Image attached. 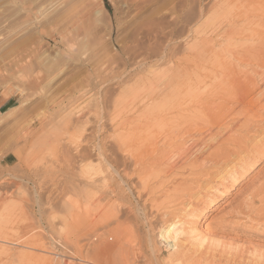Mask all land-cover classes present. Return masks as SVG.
<instances>
[{
    "label": "rangeland",
    "instance_id": "1",
    "mask_svg": "<svg viewBox=\"0 0 264 264\" xmlns=\"http://www.w3.org/2000/svg\"><path fill=\"white\" fill-rule=\"evenodd\" d=\"M211 2L0 0V96H13L16 99L14 108L0 114V264H57L58 261V264H264V26H260L264 19L246 28H250L249 32L254 31L251 33L255 35L263 34L259 39V35L254 39L245 36L244 39L240 35L248 34V30L244 31V28L242 32L239 31L241 34H237L238 30L228 25L202 33L198 26L213 12L204 14L203 20L198 16ZM83 15L86 18L81 19ZM64 24L69 27L71 34L73 32L65 45L59 41V33L56 34V31L63 29L62 26L66 28ZM74 24L78 30L76 26L73 27ZM230 40L240 45L248 42V45L245 44V49L244 44L233 45L236 43ZM251 43L254 45L251 46ZM255 49L262 52L250 57L249 51ZM222 61L233 68L239 66L237 69L241 72L234 68L237 70L235 77L239 76L238 82H234L235 86L229 85L230 74L217 67ZM236 73H241L242 77ZM128 74L132 76L126 80ZM199 78L204 79L205 83L192 86L193 80ZM165 80L173 83L176 90L186 92L185 95L180 94V102L177 104L183 108L188 105L189 110L196 106L199 99L213 104L218 93L225 95L224 103L231 112L223 116L225 118L219 121L221 124L207 131L203 127L199 132L181 136V140L186 138L182 140L185 147L190 145L191 148L184 161L195 157L200 163L215 153L217 158L213 155L212 159L218 168L206 160L194 164L197 165L196 170L194 165L193 168L184 166L182 158L173 156L169 164L175 163L176 172L169 171L161 175L164 178H155L153 170L147 168L150 177L155 179L148 177V180L144 179L146 170L144 172V168L140 169L128 158L135 165L130 163L124 157L126 155L121 156L116 148L112 140H115L117 134L113 135V130L121 122L122 110L120 112L119 109L122 108L114 109L113 101H124L123 96H129L134 88L137 91L158 85L156 90L161 89ZM144 81H147L146 84ZM141 82L145 84L144 88L140 87L143 85ZM188 82L192 87L188 88ZM240 95L245 99L239 101ZM166 101L161 99L156 103L163 106ZM126 109L122 121L124 116L129 120L133 116ZM241 109L244 113L256 112V119L250 117L253 120L250 119L251 122L245 115H237L238 118L235 113L240 114L237 111ZM186 114L188 112L182 110L179 114H169L168 121L176 122ZM63 117L69 119V124L64 123ZM260 117L263 118L262 122L257 120ZM79 122L85 123L82 132L80 128L74 130L73 125ZM152 126L149 130L156 134L159 126ZM129 136L127 140L131 139ZM194 137L198 138L196 148L190 144L196 140ZM82 138L91 141L85 144ZM96 138H102L100 143L107 158H102L100 154L96 157L100 152ZM82 149L90 153L84 154ZM67 151L71 159L77 160L72 159L74 162H71L65 154ZM107 151H111V154ZM53 155L54 158L51 157ZM120 157L126 158L122 167L112 164L121 161ZM69 161L72 165L75 163L74 166ZM101 161L105 162L102 164ZM131 164L135 166L132 169ZM102 166L108 167V170ZM79 168L84 170L80 171ZM123 168H127V171ZM68 169L74 173L67 172ZM78 170L87 171L82 174ZM192 172H200V175ZM114 173L118 175L114 176ZM123 173L126 176H122ZM94 180L100 183L104 180V183ZM115 184L120 188H114ZM144 184L145 190L143 187V190L140 189ZM78 199L81 209L72 207ZM39 205L44 218L40 230L37 228L40 224ZM69 213L78 219L76 223L67 224ZM93 219L96 221L92 222ZM105 219L107 225L103 222ZM116 223L128 227V233L132 234L126 236L113 232ZM168 225L175 228L178 237L179 245L175 253L169 252L160 243L159 234ZM105 230H110V233ZM79 235L81 237L76 238ZM128 245H131L129 249ZM78 254L82 257H77Z\"/></svg>",
    "mask_w": 264,
    "mask_h": 264
},
{
    "label": "bare ground",
    "instance_id": "2",
    "mask_svg": "<svg viewBox=\"0 0 264 264\" xmlns=\"http://www.w3.org/2000/svg\"><path fill=\"white\" fill-rule=\"evenodd\" d=\"M67 1V0H66ZM229 6H232V7H229ZM191 8V7H190ZM202 9V8H201ZM199 11V10H198ZM209 12H213L211 15L212 16H210L209 18H207V19H204L203 20V16H204V14H208ZM199 18H201L202 17V19L201 20H203L201 23H200V26H198V30H199V28L202 30V33L205 31V30H215V29H218V28H220V27H223V26H227L228 25V27H231L232 29H235V30H238V31H236L237 32V34H241L239 31H241L242 32V29H246L248 26H250V25H252V24H255V23H257V22H259V23H261L262 22V20L264 19V0H212V2H211V4H209L208 5V7H206V9H204L203 8V10H201L200 11V14H199V16H198ZM83 18H86V15H83L82 17H81V19H83ZM200 20V21H201ZM258 23V24H259ZM65 25V24H64ZM66 26V28H64V26H62L63 27V29L61 28V31L59 32V31H56L57 33L56 34H58V35H60V36H58L59 38V41L61 42V44L62 43H64V45L65 44H68V39H69V35L71 34L70 32H69V27L67 26V25H65ZM72 26V25H71ZM76 26V24H74L73 25V27H75ZM256 26H259V25H256ZM260 26H264V22H263V24H261ZM77 27L78 26H76L75 28L77 29ZM60 28V27H59ZM68 28V29H67ZM74 28V29H75ZM255 28V27H254ZM253 28V29H254ZM70 29H71V27H70ZM248 29H250V28H248ZM248 29H246V30H244V31H247ZM252 29V28H251ZM252 29V30H253ZM260 29V28H259ZM73 30V29H72ZM78 30V29H77ZM77 30H75V31H77ZM234 30V31H235ZM263 30V29H262ZM74 31V32H75ZM216 31V30H215ZM227 32V31H226ZM233 32V31H232ZM247 32H249V30L247 31ZM251 32H254V31H251ZM251 32H249L248 34H243L242 33V35H240V36H247V38L248 37H250V38H253L254 39V37H256V36H258V35H255L254 33H251ZM262 32V31H261ZM196 33H199V32H196ZM201 33V34H202ZM212 33V32H211ZM229 33V32H228ZM256 33V32H255ZM200 34V35H201ZM215 34V33H214ZM224 34H227V33H224ZM232 34V33H231ZM236 33L234 34L235 36L237 35ZM264 34V33H263ZM262 34V35H263ZM71 35H73V32H72V34ZM210 35V34H209ZM261 35V34H260ZM260 35L258 36V39H259V37H260ZM262 35H261V37H262ZM208 36V35H207ZM215 36V35H214ZM224 36V35H223ZM231 36V35H230ZM238 36V35H237ZM239 36V37H240ZM202 37V36H201ZM209 37V36H208ZM225 37V36H224ZM233 37V36H232ZM231 38V37H230ZM243 38V37H242ZM229 39V38H228ZM237 39H239V38H237ZM244 39H246V37L244 38ZM257 39V38H256ZM261 39V38H260ZM263 40H264V38H262ZM232 40H234V39H232ZM232 40H230V41H232ZM236 40V39H235ZM243 40V39H242ZM238 41V40H237ZM249 41V40H248ZM234 41H232V43H233ZM246 42V41H245ZM262 42V41H261ZM230 43V42H229ZM228 43V44H229ZM231 43V44H232ZM234 43H236V44H233V45H238V46H243L242 44H244L243 42H242V44L240 45V44H237V42L235 41ZM239 43V42H238ZM241 43V42H240ZM248 43V42H247ZM247 43H245V44H247ZM254 43V42H253ZM253 43H251L250 45L251 46H253L254 44ZM230 44V45H231ZM244 44V45H245ZM229 45V46H230ZM248 45V44H247ZM247 45H245V46H243L244 48L245 47H247ZM249 45V46H250ZM256 45V44H255ZM246 49V48H245ZM244 49V50H245ZM250 49V48H249ZM260 49V48H259ZM243 50V51H244ZM248 50V49H247ZM258 50V49H257ZM261 50V49H260ZM245 52H246V50H245ZM262 51H260V53H261ZM213 53H214V51H213ZM248 53V52H247ZM246 53V54H247ZM259 53V50L258 51H256V49H255V51L254 50H252V51H249V53H248V55L251 57V56H255V55H258V54H260ZM245 54V53H244ZM242 56H243V54H241ZM218 57H219V54L217 55ZM222 56V55H221ZM241 56V57H242ZM239 57V56H238ZM249 57V58H250ZM162 58V57H161ZM222 58V57H221ZM223 59H225V57L223 58ZM237 59V58H236ZM240 60V59H239ZM42 61V60H41ZM48 61V60H47ZM246 61V60H245ZM249 61V60H248ZM218 62H219V60H218ZM223 62V63H222ZM220 64L218 63L217 65V67L218 68H220V70H224V71H226L227 73H229L230 74V79H231V82L229 83V81H228V83H229V85L231 84H233L234 85V82H238V75H241V73L240 74H237V76L238 77H235L236 75H235V72L238 70L237 68L239 67H234L235 69H237V70H235L231 65H229V64H225L224 62L225 61H222ZM239 62H241V61H239ZM243 62V61H242ZM241 62V63H242ZM51 64V63H50ZM38 65H39V62H38ZM37 65V66H38ZM45 65H46V63H45ZM57 65V64H56ZM232 65H233V63H232ZM237 65V64H236ZM152 66V65H151ZM52 67V66H51ZM138 67V66H137ZM216 67V68H217ZM217 68V69H218ZM45 70V69H44ZM46 71V70H45ZM239 72H241V70H238ZM246 71V70H245ZM253 71H256V70H253ZM51 72V71H50ZM134 72V71H133ZM244 72V71H243ZM242 72V73H243ZM247 73V72H246ZM256 73H257V71H256ZM256 73H254V74H256ZM261 73V72H260ZM42 74V73H41ZM245 74V73H244ZM243 74V75H244ZM249 73H247V75H248ZM130 75L131 74H128L127 75V77H126V80L128 79L129 80V77H130ZM157 75V74H156ZM246 75V76H247ZM250 75V74H249ZM257 75V74H256ZM258 75H260V74H258ZM257 75V76H258ZM132 76V75H131ZM263 76V75H262ZM39 77V76H38ZM37 77V78H38ZM135 77V76H134ZM241 77H242V75H241ZM241 77H240V79H241ZM255 77V76H254ZM113 78H115V77H113ZM139 78V77H138ZM141 78H144V77H141ZM263 78V77H262ZM41 79V78H40ZM108 79V78H107ZM140 79V78H139ZM250 79V78H249ZM113 80V79H112ZM125 80V81H126ZM138 80V79H137ZM141 80V79H140ZM143 80H146V79H142V81ZM204 79H202V78H199V79H197L196 81L195 80H193L194 81V83L193 84H191L192 86H195V85H202V84H204L205 82L203 81ZM229 80V79H228ZM247 80V79H246ZM251 80V79H250ZM250 80H248V81H250ZM254 80V79H253ZM102 81V80H101ZM139 81V80H138ZM137 81V82H138ZM166 81V83L164 84L163 83V86H162V84H161V86H162V88L161 89H158V90H156L158 87V85H154L155 87H157V88H155V87H153L152 89H150L149 87L151 86V85H153V84H148V85H150L148 88L149 89H142L141 88V90H139V89H137V91H135L136 90V88H134V92L133 93H131L129 96H127V97H125V96H123L125 99H124V101H122L121 100V102L120 103H118V102H114L113 101V103H114V105H113V107H114V109H116L117 110V108H122V109H119L120 110V112H121V110H122V116L124 115V114H126V113H124L125 111V109L126 108H128V109H126V111H128L127 113L128 114H132L133 116V118L131 119L130 118V120L129 119H127L126 118V116H124V121H122L121 120V118H122V116L120 115V112H118L119 113V115L121 116L120 117V123L118 124L117 122V124L118 125H116V127H115V130H113L114 132H115V134H113V135H116V136H114L115 137V140H112V141H115L114 143H115V145L117 146L116 148H118V150L120 151V154H121V156H123V155H126V156H124V157H127V159L129 158V159H131L132 161H134L136 164H137V166L140 168V169H143L144 168V172H145V170H146V172L144 173V177H146V178H144V179H147L148 177L149 178H152V177H150V175H151V173H150V171L148 172V170H147V168H149V169H152L153 171V173L155 174V178L157 177H160V178H164L165 176H162L161 177V175L162 174H168L169 173V171H171V173H172V171L174 170L175 171V163H171L172 165H170L169 164V161H171L170 159H172V157L173 156H178L177 158H182V160L186 157V155L187 154H189V152H190V145L189 146H187V147H185L186 146V144H185V142L184 141H182V140H185V139H182L181 140V136L183 135V136H186V135H188V133H190V132H194L195 131V133L196 132H199V131H201V130H203L204 128H207L206 129V131L208 130V129H210V128H213V127H215L218 123L219 124H221L219 121L221 120V119H223V118H225V117H223V116H225V114L227 113H229V112H231V110L230 111H228V106H226V103H224V101L226 100V97H225V95L224 94H221V93H218L217 94V100H215L216 102H214L213 104H210V103H207V102H205V100L204 99H199V101L197 102V103H195V105L196 106H194L192 109H190L189 110V108H188V105H187V107L186 108H183V107H180L178 104H177V102H180V94L182 93V94H184V93H186V92H180L179 90H176L175 88L176 87H174L173 86V83H171L170 81H171V79H170V81H167V80H165ZM100 82V81H99ZM136 82V81H135ZM145 82V81H144ZM147 82V81H146ZM146 82H145V84H146ZM173 82V81H172ZM190 82H191V80H190ZM126 83V82H125ZM139 83V82H138ZM142 83V82H141ZM141 83L138 85V86H140L141 85ZM236 83H235V85H236ZM240 83V82H239ZM243 83H245V82H243ZM253 83V82H252ZM143 85L142 86H140V87H143L145 84L144 83H142ZM176 84V83H175ZM174 84V85H175ZM227 84V83H226ZM225 84V85H226ZM242 84V83H241ZM251 84V83H250ZM136 85V84H135ZM147 85V86H148ZM190 84H189V82H188V88H190V87H192ZM234 85V86H235ZM246 85V84H245ZM244 85V86H245ZM252 85V84H251ZM138 86H137V88H138ZM146 86V87H147ZM161 86H159V88L161 87ZM226 87V86H225ZM133 88V87H132ZM131 88V89H132ZM144 88V87H143ZM180 88H182L181 86H180ZM179 88V89H180ZM244 88V87H243ZM130 89V88H129ZM242 89V88H241ZM182 90H184V88H182ZM244 90V89H243ZM129 91V90H128ZM131 91V90H130ZM127 92V91H126ZM125 92V93H126ZM240 92H242V90H240ZM124 93V94H125ZM246 94V93H245ZM243 95V96H246V95ZM125 95H127V93L125 94ZM185 95V94H184ZM242 96V98H244ZM241 98V95H240V99H238L239 101L242 99ZM119 99V98H118ZM121 99H123V98H121ZM126 99H127V101H126ZM161 99H166L167 101H166V103H163V106L161 105H158V103H156V101L157 100H161ZM228 99V98H227ZM245 99V98H244ZM115 101H117V100H115ZM154 101H155V103H154ZM161 102V101H160ZM242 102H243V100H242ZM183 104H185V101L183 100V102H182ZM224 103V104H223ZM250 103V102H249ZM248 103V104H249ZM101 105V104H100ZM250 105H251V103H250ZM257 105V104H256ZM111 106V105H110ZM191 106V105H190ZM193 106V105H192ZM112 107V106H111ZM107 108V107H106ZM249 108H250V106H249ZM249 108H248V110H249ZM252 108L253 107H251V110H252ZM230 109H231V107H230ZM233 109V108H232ZM243 109H245V108H243ZM255 109H256V107H255ZM260 109V108H259ZM109 110H113V108L112 109H109ZM181 110H182V112L183 111H186V112H188V114H186V115H182V117L177 121L176 120V122H173V121H168V115L169 114H172V113H177V114H179V111L181 112ZM189 110V111H188ZM246 110V109H245ZM247 110V111H248ZM254 110V109H253ZM258 109H256L255 111L258 113V111H257ZM107 110H105V112H106ZM243 110L241 109V110H239V111H237V112H239L240 114H237V113H235L236 114V116L237 115H245L246 117H248V118H246L247 120H250L251 118L250 117H252V119H254V117H256V112H254V111H248V113L247 112H245L244 113V111L242 112ZM71 112V111H70ZM109 112V111H108ZM138 112H139V114H138ZM249 112L251 113V114H249ZM72 113V112H71ZM91 113V112H90ZM106 114V113H105ZM115 114V113H114ZM117 114V113H116ZM189 114H192V115H189ZM234 114V115H235ZM71 115V114H70ZM109 115V114H108ZM107 114H106V116H108ZM181 115V114H180ZM180 115H177V116H180ZM260 114H258L257 116H259ZM86 117H88L87 115H85ZM96 116H98V115H96ZM116 116V115H115ZM174 116H175V114H174ZM235 116V117H236ZM245 116H243V117H245ZM65 117H66V115H65ZM63 117V121H64V123L66 124V122H67V124H69V122L70 121H68L69 119H66V118H69V117ZM85 117V118H86ZM95 117V116H94ZM104 117V116H103ZM117 117V116H116ZM116 117H114V118H116ZM171 117H173V116H171ZM238 118H240L239 116H237ZM98 118V117H97ZM109 118H111V117H109ZM125 118H126V120H125ZM261 119H258L257 118V120L259 121V120H261V122L263 121V118L262 117H260ZM80 119H82V117H80ZM99 119V118H98ZM118 119V118H117ZM171 119V118H170ZM237 119V118H236ZM251 119V120H252ZM256 119V118H255ZM254 119V120H255ZM66 120V121H65ZM105 120V119H104ZM245 120V119H244ZM250 120V121H251ZM256 120V122L258 123V121ZM77 121V120H76ZM76 121L75 122H73V123H76ZM78 121H80V120H78ZM97 121V120H96ZM103 121V120H102ZM249 121V122H250ZM253 121V120H252ZM251 121V122H252ZM61 122V121H60ZM83 122H85V121H83ZM86 122H87V120H86ZM89 122H91V121H89ZM107 122V121H106ZM105 122V123H106ZM113 122V121H112ZM222 122V121H221ZM249 122H247L246 124H249ZM250 122V123H251ZM255 122V123H256ZM94 123V122H93ZM110 123V122H109ZM108 123V124H109ZM114 123V122H113ZM223 123V122H222ZM256 123V124H257ZM263 123H264V121H263ZM262 123V124H263ZM59 124H61V123H59ZM65 124H63V126L65 125ZM72 124V123H71ZM78 125H73L74 127H75V129L74 130H76V128H80L81 129V132H82V130L84 131V129H83V125L85 124V123H82V122H79V123H77ZM87 124V123H86ZM107 124V125H108ZM244 124V123H243ZM246 124H244L245 126H246ZM259 124V123H258ZM110 125V124H109ZM152 125H158L157 127H158V130L156 129V131H157V133L156 134H153L152 132L153 131H151L150 132V130H151V128H150V126H152ZM233 125V124H232ZM242 125V124H241ZM260 125V124H259ZM62 125H60V127H61ZM66 126V125H65ZM68 126V125H67ZM83 126V127H82ZM247 126H249V125H247ZM254 126H255V124H254ZM258 126V125H257ZM264 126V125H263ZM97 127V126H96ZM153 127V126H152ZM204 127V128H203ZM243 127V126H242ZM67 128V127H66ZM69 128V127H68ZM112 128H114V127H112ZM149 128H150V130H149ZM217 128H218V126H217ZM220 128V127H219ZM238 128H241V127H238ZM255 128H257V127H255ZM264 128V127H263ZM72 129V128H71ZM99 129H101V128H99ZM102 129H103V127H102ZM243 129V128H242ZM251 129V128H250ZM260 129H262V126H261V128ZM65 130V129H64ZM103 130H105V128L103 129ZM192 130V131H191ZM252 130V129H251ZM259 130V129H258ZM80 131V130H79ZM98 131V130H97ZM100 131V130H99ZM223 131H224V129H223ZM226 131V130H225ZM254 131V130H253ZM66 132V131H65ZM117 132V133H116ZM218 132V131H217ZM247 132H248V130H247ZM256 132H258V131H256ZM256 132H252V134L253 133H256ZM261 132V131H260ZM67 133V132H66ZM77 133V132H76ZM78 133H80V132H78ZM84 133V132H83ZM82 133V134H83ZM86 133V132H85ZM96 133V132H95ZM99 133V132H98ZM97 133V134H98ZM152 133V134H151ZM221 133V132H220ZM261 133H263V132H261ZM75 134V133H74ZM96 134V135H97ZM109 134V133H108ZM192 134V133H191ZM218 134V133H217ZM222 134V133H221ZM80 135V134H79ZM105 135V134H104ZM103 135V136H104ZM107 135V134H106ZM129 135H131V139H129V140H127V138H128V136ZM211 135V134H210ZM216 134L214 133V136H215ZM260 135V134H259ZM259 135H258V137H259ZM73 136V135H72ZM78 136V135H77ZM200 136H201V134H200ZM205 136V135H204ZM253 136V135H252ZM101 137H102V135H101ZM105 137V136H104ZM114 137H113V139H114ZM127 137V138H126ZM208 137V136H207ZM255 137V136H254ZM71 138H73V137H71ZM80 138V137H79ZM78 138V139H79ZM83 138H85V137H83ZM82 138V139H83ZM88 138H90V137H88ZM103 138V137H102ZM102 138H101V140H102ZM107 138H108V135H107ZM106 138V139H107ZM111 138V136H109V139ZM126 138V139H125ZM129 138H130V136H129ZM190 138H191V136H190ZM210 138V137H209ZM211 138H213V135H212V137ZM210 138V139H211ZM216 138H218V137H216ZM215 138V139H216ZM223 138V137H222ZM228 138V137H227ZM81 139V140H82ZM94 139V138H93ZM97 140H98V138H96ZM100 139V138H99ZM193 139V138H192ZM194 139H196V140H193L191 143L190 142H188V143H190L191 144V146H195V148H196V144L198 143V138H195L194 137ZM207 139V138H206ZM83 140H85L83 143H85V144H87V143H89L91 140L90 139H83ZM97 140H96V142H97ZM101 140H98V142H97V148H98V150L100 151L98 154H96V155H98V156H96V157H99V154L102 156V158H107V157H105V149L104 148H102V144L100 143L101 142ZM108 140V139H107ZM187 140H188V137H187ZM187 140H186V142H187ZM190 140V139H189ZM200 140V139H199ZM214 140V139H213ZM69 141H71L70 139H69ZM76 141V140H75ZM78 141V140H77ZM94 141V140H93ZM202 141V140H201ZM200 141V142H201ZM239 141H241V140H239ZM238 141V142H239ZM247 141V140H246ZM245 141V142H246ZM56 142V141H55ZM81 142V143H82ZM105 142V141H104ZM103 142V143H104ZM212 142V141H211ZM225 142V141H224ZM244 142V143H245ZM70 143H73V141L72 142H70ZM76 143V142H75ZM81 143H78V144H80L81 145ZM83 143H82V145H83ZM161 143V144H160ZM208 143V142H207ZM223 143V142H222ZM236 143V142H235ZM54 144V143H53ZM92 144H94V142L92 143ZM237 144V143H236ZM242 144V143H241ZM58 144H55L54 146H57ZM201 145V144H200ZM234 145V144H233ZM52 146V145H51ZM161 146H162V148H161ZM241 146H244V145H241ZM77 147V146H76ZM84 147V146H83ZM83 147H81V148H83ZM86 147V146H85ZM112 147H114V144H113V146ZM237 147V146H236ZM252 147H253V145H252ZM78 148V147H77ZM96 148V149H97ZM238 148V147H237ZM249 148V147H248ZM55 149H57V147L55 148ZM55 149H52V151L54 150V152H55ZM93 149V148H92ZM218 149V148H217ZM239 149V148H238ZM237 149V150H238ZM253 149V148H252ZM257 149V148H256ZM87 150V149H86ZM97 150V151H98ZM115 150H117V149H115ZM115 150H113V151H115ZM117 150V151H118ZM202 150V149H201ZM52 151H51V153H52ZM193 151V150H192ZM53 152V153H54ZM80 152V151H79ZM81 152L82 153H84L85 152V150H84V152H83V149L81 150ZM108 152V151H107ZM111 152V151H110ZM110 152H108V153H110ZM212 152V151H211ZM235 152H237V151H235ZM52 153V154H53ZM82 153L80 154V156L82 155ZM86 153V152H85ZM84 153V154H85ZM88 153H90L89 151H88ZM88 153H86L87 155H88ZM51 154V155H52ZM64 154V153H63ZM65 154L67 155L68 154V151H67V153L65 152ZM111 154V153H110ZM115 154V153H114ZM113 154V155H114ZM192 154V153H191ZM216 154H219V153H216ZM264 154V153H263ZM87 155H83V156H87ZM109 155V154H108ZM214 155V156H213ZM219 155H221V153L219 154ZM61 156H62V154H61ZM68 156V155H67ZM67 156H65V157H67ZM71 156V155H70ZM77 156H79V155H77ZM77 156H75V158L77 157ZM192 156V155H191ZM212 156L215 158L216 157V155H215V153L214 154H212L211 153V155H209V156H207V158H204V159H202L201 160V162L200 163H203L204 161H211V165L212 166H216L214 163L216 162V161H214V159H212ZM218 156V155H217ZM222 156V155H221ZM51 157H53L54 158V155L53 156H51ZM69 157V156H68ZM91 157H92V155H91ZM109 157V156H108ZM113 157V156H112ZM112 157H110L111 159H112ZM122 158V157H120V158H122V160L121 161H119V162H117V161H113L114 163H112V161H110L109 163H112V164H118V165H116V166H119L120 165V167H122L124 164V161L126 160V158ZM188 157V156H187ZM218 157H220V156H218ZM238 157V156H237ZM42 158V157H41ZM63 158H64V155H63ZM70 158V157H69ZM217 158V157H216ZM71 159V158H70ZM73 160H74V158H72ZM71 159V160H72ZM82 158H80V160H81ZM85 158H83V160H84ZM117 159V158H116ZM128 159V160H129ZM174 159V158H173ZM219 159V158H218ZM223 159V158H222ZM221 159V160H222ZM54 160V159H53ZM65 160V159H64ZM63 160V161H64ZM66 160H67V158H66ZM69 160V159H68ZM71 161V162H74V161H76L77 160V158L74 160V161ZM100 160V159H99ZM104 160V159H103ZM110 159H108V161H109ZM131 160H129L130 161V163L132 162ZM181 160V161H182ZM185 160V159H184ZM183 160V163H182V165H184V166H192V167H190V168H193V165L194 164H197L198 162V159L197 158H192V159H190V158H188L187 160L188 161H184ZM216 160V159H215ZM228 160V159H227ZM41 161V160H40ZM56 161H58V160H56ZM60 161V160H59ZM79 161V160H78ZM86 161V160H85ZM84 161V162H85ZM106 162H107V160H105ZM105 161H103V163L105 162ZM219 161V160H218ZM61 162V161H60ZM66 162V161H65ZM70 162V161H69ZM70 162V164L72 165V163ZM82 162V161H81ZM43 163H45L44 161H43ZM67 164H69L68 162H66ZM83 163V162H82ZM89 163V162H88ZM100 163H102V161L100 162ZM102 163V164H103ZM127 163V162H126ZM133 163V162H132ZM180 163V162H179ZM200 163H198V164H200ZM49 164V163H48ZM63 164H65V163H63ZM75 164V163H74ZM74 164L72 165V166H74ZM79 164V163H78ZM85 164H86V162H85ZM106 164H108V162L106 163ZM112 164H111V166L110 167H112ZM134 164V163H133ZM185 164H188V165H185ZM205 164V163H204ZM220 164V163H219ZM71 165H70V167H71ZM114 165H113V168H115L114 167ZM127 165V164H126ZM132 165V164H131ZM135 165V164H134ZM134 165H132L131 166V168L130 169H132V167L134 166ZM58 166H61L60 164H58ZM65 166V165H64ZM84 166V165H83ZM88 165H86V167H87ZM89 166H90V164H89ZM109 166V165H108ZM184 166H183V168H184ZM195 166V165H194ZM197 166V165H196ZM196 166L194 167L195 169H196ZM201 166V165H200ZM200 166H198V167H200ZM91 167V166H90ZM103 167V166H102ZM105 167V166H104ZM103 167V168H104ZM128 167V166H127ZM135 167V166H134ZM182 167V166H181ZM59 168V167H58ZM65 168V167H64ZM78 168V167H77ZM81 168V167H80ZM79 168V169H80ZM89 168V167H88ZM106 168V167H105ZM182 168V169H183ZM215 168H218V166L217 167H215ZM63 169V168H62ZM74 169H75V167H74ZM99 169V168H98ZM107 170H108V167L106 168ZM117 169H119V168H117ZM124 169V168H123ZM127 169V168H126ZM126 169H124V170H126ZM130 169L128 170V171H130ZM186 169V168H185ZM184 169V170H185ZM194 169V170H195ZM199 169V168H198ZM201 169V168H200ZM61 170V169H60ZM81 170H84V168L83 169H80V171ZM88 170H90V169H88ZM112 170V169H111ZM120 170V169H119ZM124 170H122L123 172H125ZM179 170V169H178ZM180 170H181V168H180ZM197 170V169H196ZM214 170V169H213ZM216 170V169H215ZM55 171V170H54ZM63 171V170H62ZM62 171H59V172H62ZM64 171H66V170H64ZM69 171V169L67 170V172ZM71 171V170H70ZM69 171V172H70ZM79 171V170H78ZM79 171V173H82V174H84L83 172H85V171H87V170H85V171H83V172H80ZM97 171H99V170H97ZM122 171H120V172H122ZM127 171V170H126ZM132 171V170H131ZM138 171V170H137ZM140 171V170H139ZM143 171V170H142ZM191 171H192V169H191ZM200 171V170H199ZM73 172V171H72ZM72 172H70V173H72ZM89 172H91V171H89ZM96 172V171H95ZM94 172V174H97V173H95ZM110 172V171H109ZM116 172V171H115ZM118 172V171H117ZM133 172V171H132ZM131 172V173H132ZM135 172V171H134ZM176 172V171H175ZM178 172V171H177ZM198 172V171H197ZM69 173V174H70ZM74 173V172H73ZM72 173V174H73ZM129 173V172H128ZM139 173V172H138ZM192 173H194V172H192ZM196 173V172H195ZM194 173V174H195ZM200 173V172H199ZM199 173H196V174H198V175H200ZM204 173V172H203ZM209 173V172H208ZM64 174H66V173H64ZM76 174V173H75ZM85 174H87V173H85ZM94 174H93V176H94ZM99 174V173H98ZM114 174H116V173H114ZM120 174V173H119ZM124 174H126V173H123V175L122 176H126V175H124ZM190 174V173H189ZM71 175V174H70ZM78 175V174H77ZM76 175V176H77ZM81 174H79V176H80ZM118 175V173L116 174V175H114V176H117ZM121 175V174H120ZM174 175V174H173ZM247 175V174H246ZM63 176V175H62ZM75 176V175H74ZM73 176V177H74ZM79 176H77L78 178H79ZM85 176V175H84ZM92 176V175H91ZM110 176V175H109ZM122 176H120V177H122ZM153 176V175H152ZM202 176V175H201ZM204 176V175H203ZM65 177H67V176H65ZM86 177V176H85ZM138 177H141V176H138ZM192 177V176H191ZM196 177V176H195ZM55 178V177H54ZM53 178V179H54ZM70 178H72V177H70ZM80 178H82V181H85V180H83L84 178L83 177H80ZM89 178V177H88ZM103 178V177H102ZM109 178H111V176L109 177ZM149 178H148V180H149ZM154 178V177H153ZM152 178V179H153ZM159 178V179H160ZM197 178V177H196ZM52 179V180H53ZM69 179V178H68ZM73 179H75V178H73ZM115 178L113 177V179L112 180H114ZM119 179V178H118ZM126 179V178H125ZM129 179V178H128ZM127 179V180H128ZM135 179V178H134ZM139 179V178H138ZM143 179V180H144ZM151 179V180H152ZM51 180V181H52ZM67 180V179H66ZM71 180V179H70ZM80 180V179H79ZM93 180V179H92ZM110 180V179H109ZM119 180H121V179H119ZM127 180H126V182H127ZM140 180V179H139ZM150 180V181H151ZM153 180H155V179H153ZM58 181V180H57ZM72 181V180H71ZM73 181H75V180H73ZM76 181H78V180H76ZM75 181V182H76ZM94 181H96V180H94ZM99 181V180H98ZM98 181H96V182H98ZM104 181V180H103ZM102 180H101V183L100 182H98V183H100V184H102V183H104ZM106 181H108V180H106ZM116 181V180H115ZM149 181V182H150ZM56 182V181H55ZM64 182H66L65 180H64ZM63 182V183H64ZM96 182H95V184H96ZM110 182V181H109ZM113 182V181H112ZM111 182V183H112ZM121 182V181H120ZM141 182H142V180H141ZM189 182H190V180H189ZM194 182V181H193ZM192 182V183H193ZM61 183V182H60ZM68 183V182H67ZM72 183H74V182H72ZM85 183V182H84ZM83 183V184H84ZM116 183V182H115ZM144 183V182H143ZM142 183V184H143ZM56 184H57V182H56ZM69 184V183H68ZM67 184V185H68ZM71 184V183H70ZM82 184V183H81ZM106 184V183H105ZM125 184V183H124ZM141 184V183H140ZM52 185V184H51ZM54 185V184H53ZM52 185V186H53ZM74 185V184H73ZM133 185V184H132ZM131 185V186H132ZM137 185V184H136ZM135 185V186H136ZM56 186V185H55ZM54 186V187H55ZM63 186V185H62ZM69 186V185H68ZM85 186V185H84ZM103 186V185H102ZM101 186V187H102ZM105 186V185H104ZM57 187H59V186H57ZM64 187V186H63ZM108 187V186H107ZM110 187V186H109ZM120 188V186H116V184L114 185V188ZM130 187V186H129ZM140 187V186H139ZM138 187V188H139ZM142 187H143V189L145 190V184L142 186L141 185V188L140 189H142ZM118 188V189H119ZM51 189V188H50ZM53 189V188H52ZM86 189H88L87 187H86ZM142 189V190H143ZM58 190V189H57ZM63 190V189H62ZM82 190V189H81ZM136 190V189H135ZM138 190V189H137ZM147 190V189H146ZM51 191V190H50ZM71 191H72V189H71ZM85 191V189L83 190V192ZM140 191V190H139ZM148 191H150V190H148ZM154 191V190H153ZM53 192V191H52ZM57 191H55L54 192V195H55V193H56ZM81 192V191H80ZM141 192V191H140ZM144 192V191H143ZM69 193H71V192H69ZM73 193H74V191H73ZM72 193V194H73ZM82 193V192H81ZM80 193V194H81ZM86 193H87V190H86ZM150 193V192H149ZM60 194V193H59ZM77 194V193H76ZM84 194H85V192H84ZM78 195H79V193H78ZM52 197H53V195H51ZM71 196H74V195H71ZM58 197V196H57ZM77 197H79V196H77ZM83 197V196H82ZM88 197H89V195H88ZM87 197V198H88ZM92 197V196H91ZM121 197V196H120ZM49 198H51V197H49ZM74 198V197H73ZM80 198V197H79ZM52 199V198H51ZM75 199V198H74ZM81 199V198H80ZM91 199V198H90ZM119 199V198H118ZM189 199V198H188ZM84 200H85V203L87 202V200H86V196H84ZM89 200V199H88ZM89 202V201H88ZM120 203V202H119ZM68 204V203H67ZM66 204V205H67ZM65 205V206H66ZM68 207H70V206H67V208ZM72 207H75V208H77V209H81V202H80V200L78 199L77 201H76V204H75V206H72ZM124 208V207H123ZM74 209V208H73ZM72 209V210H73ZM84 209V208H83ZM67 211L66 209H63V211ZM64 211V212H65ZM117 211V210H116ZM68 212V211H67ZM66 212V213H67ZM85 212H86V210H85ZM60 213V212H59ZM62 214H64L63 212H62ZM55 215V214H54ZM67 215V214H66ZM80 215H81V213H80ZM90 215V214H89ZM89 215H87L88 216V218H89ZM119 215V214H118ZM52 216H53V214H52ZM117 216V215H116ZM58 217H63V218H65V216H63V215H58ZM97 217V216H96ZM112 217H114V215H113V213H112ZM39 218H40V224H39V226L37 227L38 229L39 228H41L42 227V224H43V214H42V209H41V205H39ZM53 218V217H52ZM56 218V217H55ZM134 218V217H133ZM132 218V219H133ZM50 219V218H49ZM66 219H67V224L68 225H71V224H73V223H76V221L78 220V219H76L75 218V216H74V214H72V213H69L68 214V216L66 217ZM90 219V218H89ZM89 219H86V220H88L89 221ZM107 220H109L108 218H106ZM104 220L103 222H104V224L105 225H107V220ZM119 219V218H118ZM117 219V220H118ZM133 220H135V219H133ZM96 220H94L93 219V221L92 222H95ZM47 222V220L44 222V223H46ZM64 222V221H63ZM91 222V221H90ZM89 222V223H90ZM98 222V221H97ZM48 223H50L49 221H48ZM87 224V223H86ZM96 224V223H95ZM95 224H94V227H95ZM117 224V223H116ZM135 224V223H134ZM45 225V224H44ZM46 225H49V224H46ZM45 225V226H46ZM100 225V224H99ZM119 225H120V223H119ZM119 225L117 224V226H116V228L114 229V231L113 232H115L116 231V233L117 234H132L131 232L130 233H128V227H125V226H123L122 225V223H121V225H120V227H119ZM128 225V224H127ZM133 225V224H132ZM65 226V225H64ZM102 226V225H101ZM169 226V225H168ZM168 226H166V227H168ZM93 227V226H92ZM93 227V228H94ZM149 227V226H148ZM165 227V228H166ZM92 228V229H93ZM92 229H90V230H92ZM98 229V228H97ZM100 229V228H99ZM103 229V228H102ZM136 229V228H135ZM40 230V229H39ZM111 230V229H110ZM109 230V231H110ZM130 230V229H129ZM151 230V229H150ZM149 230V231H150ZM42 231V230H41ZM95 232H96V229L94 230ZM106 231V230H105ZM109 231H106L107 233L109 232ZM90 232H92V231H90ZM112 232V231H111ZM160 232V231H159ZM94 232H92V234H93ZM110 233V232H109ZM75 234H80V233H75ZM81 234H84V233H81ZM87 234V233H86ZM97 234V233H96ZM104 234V233H103ZM147 234V233H146ZM127 236V235H126ZM140 236V235H139ZM79 237H81V235H79V236H76V238H79ZM159 237H160V243L162 244V245H164L166 248H167V250L169 251V252H171V253H175V250H177V248H178V245L179 244H177V242H178V237H177V234H176V232H175V228L172 226V225H170L167 229H165V230H162L161 232H160V234H159ZM124 240V239H123ZM204 240V239H203ZM123 242V241H122ZM199 242H201V241H199ZM204 242V241H203ZM124 243V242H123ZM126 243V242H125ZM125 246H127V245H125ZM122 247H123V245H122ZM129 247H131V245L129 246L128 245V249H129ZM124 248V247H123ZM180 248H181V246H180ZM121 249V248H120ZM127 249V250H128ZM123 250H125L126 251V249H122V251ZM196 250H198V249H196ZM124 251V252H125ZM130 251H131V249H130ZM179 251V250H178ZM178 251H177V253H178ZM129 252V251H128ZM141 252V251H140ZM118 254V253H117ZM130 254V253H129ZM128 254V255H129ZM123 255H124V253H123ZM77 257H82L80 254H78L77 255ZM129 257V256H128ZM174 257V256H173ZM177 257V256H176ZM87 259V258H86ZM125 259V258H124ZM131 260H133V259H131ZM82 262H86V263H89L88 261H82ZM130 262H132V261H130ZM58 263H59V261H58ZM57 263V264H58ZM165 263V262H164Z\"/></svg>",
    "mask_w": 264,
    "mask_h": 264
},
{
    "label": "crops",
    "instance_id": "3",
    "mask_svg": "<svg viewBox=\"0 0 264 264\" xmlns=\"http://www.w3.org/2000/svg\"><path fill=\"white\" fill-rule=\"evenodd\" d=\"M16 106V99L13 96H0V114Z\"/></svg>",
    "mask_w": 264,
    "mask_h": 264
}]
</instances>
